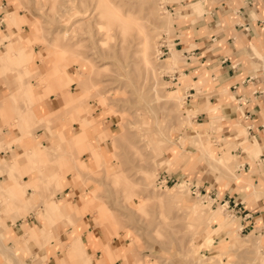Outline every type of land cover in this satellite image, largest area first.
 <instances>
[{
    "label": "rangeland",
    "instance_id": "1",
    "mask_svg": "<svg viewBox=\"0 0 264 264\" xmlns=\"http://www.w3.org/2000/svg\"><path fill=\"white\" fill-rule=\"evenodd\" d=\"M173 1H13L17 3V11L25 15L26 19L36 22L33 26L40 39L31 43L30 47L36 50L37 58L47 55L48 61L52 63L51 79L60 80L68 92H84L82 94L85 97L84 103L77 108L67 112L61 106L48 114L51 118L46 122L42 119L43 121L34 123L33 127H26L29 139L37 135V130L44 129L46 135L43 134V138L50 140L51 134L47 127L49 122L52 119L56 125L60 116H65L66 121L62 126H68V135L63 138L75 140L74 146L59 144L56 151L62 153V158L57 162L45 161L42 166L43 157L33 160L30 156L29 167L18 173L21 174L18 179L21 183L27 182L23 181V174L37 171L38 175L27 185L32 190L39 191L42 168L46 176L50 175L43 183L46 188L56 180L52 176L56 169L63 174H59L60 179L67 176V185H75L74 180L80 181L77 185L82 186V192L69 196L80 206V212L77 211L75 217L82 216V219L96 227L98 233H103L110 239L125 236L128 246L119 248L120 255L126 258L124 264H264V233L253 229L247 234L250 231L248 229L241 231L239 237H232L234 234L231 230L236 224L232 217L234 212L230 207L221 208L218 199L208 198L212 189L205 195L201 193L197 196L190 192L187 184L189 181L180 176L164 190L156 187V176L162 170L172 172L181 167L189 176L195 173L196 184H201L203 190H208L211 183V188H214L217 176L229 174L213 167L211 163L219 164V158L214 161L206 149L203 150V145L199 147L200 143L194 141L201 140L200 132L203 134L208 131L210 142L201 140L208 145V150L227 143L220 135L218 121L206 122L207 127L204 129H198L203 125L193 121L197 111H192L189 107L185 93L177 90L179 82H173L168 76H172L181 67V62L176 65L177 60L174 62V58L167 61L155 58L157 46L162 39L166 40L169 47L173 43L176 29L174 17L177 16V9H170L169 6ZM8 2L13 8V2ZM27 31V23L20 22L13 27L6 26V31L1 30L0 33L10 37L12 34L25 35ZM144 35L148 38L149 67L142 62ZM5 43L0 44L1 49L6 48ZM181 56L183 57L182 54ZM38 62L39 69L42 70L44 63L41 60ZM28 78L37 95L40 91H47L45 81L34 75ZM79 78L82 79L80 84L77 81ZM12 91L17 93L14 89ZM6 100L4 104L12 116L15 108L13 97ZM78 112L88 114L98 125L103 121L112 131L110 136L101 139L98 128L82 129L80 133ZM19 128L26 133L24 126ZM197 131L199 132L196 133ZM179 135L181 148L174 146L172 151L166 152L168 142L174 141ZM63 138L60 141L66 143ZM98 138L99 142L96 140ZM77 142L81 144L80 148L76 146ZM35 144L39 149H46L41 147L40 140ZM181 149L180 161L191 153L188 165L197 160L200 162L190 170H185L181 165H167L169 158L174 159L175 153ZM184 150L189 152L184 155ZM97 153L100 155L101 165L93 163L94 168L90 171L87 164L90 165V158ZM224 154L231 157L230 153L223 152L222 155ZM236 159L239 161L237 155ZM36 160L39 162L36 163ZM31 162L34 164L31 165ZM5 164L0 167L2 172H7ZM204 178L211 179L210 183H206L207 186L202 183ZM8 191L0 194V216L3 217L4 211H8L4 208L5 201L2 197L9 194ZM60 193L56 195H66L64 189ZM211 196L214 197V194ZM42 198L37 202L41 201L47 208L55 199L45 195ZM38 205L21 207L16 212L14 210L12 220L25 216L34 208L27 216L32 212L37 214V210L41 214L42 208ZM51 208L59 216L60 213L52 205ZM219 215V222L207 225L209 218H218ZM63 220L57 218L54 226L63 223ZM48 230L52 232L50 225ZM227 233L229 237L225 238ZM207 238L211 244L209 247L205 245ZM74 245H77V249L74 254L69 255L71 258L78 252L86 251V243L81 236ZM103 249L110 250L111 247L108 244Z\"/></svg>",
    "mask_w": 264,
    "mask_h": 264
},
{
    "label": "crops",
    "instance_id": "2",
    "mask_svg": "<svg viewBox=\"0 0 264 264\" xmlns=\"http://www.w3.org/2000/svg\"><path fill=\"white\" fill-rule=\"evenodd\" d=\"M13 4L14 7L11 8L12 4L8 0H0V31H6V26L13 27L20 22L27 23L28 31L25 35L12 34L10 37L0 33V44L8 39L6 48H0V167L6 163L4 169L14 175L11 177L7 172L0 170V190H11L2 197L5 201L4 208L8 212L4 211V217L0 216V264H124L126 258L120 255L119 248L128 246L125 236H114L110 239L103 233H98L96 227L82 219V216L75 217L76 212H80V206L69 196L82 192V186L77 185L80 181L74 180L77 186L67 185V176L60 179L59 174L62 173L56 169L52 175L56 180L46 188L43 183L50 175L46 176L42 168L39 191L32 190L27 185L38 175L37 171L23 174L22 179L27 182L21 183L18 179L21 174L18 175L15 170L21 171L29 167L30 156L33 160L43 157L42 166L45 161L57 162L62 158V153L56 151L59 144L66 146L68 143L74 146L75 140L63 138L68 135V126H62L66 121L65 116H60L56 125L52 119L49 122L47 127L51 134L50 140L43 138V134L46 135L44 129L37 130V135L29 139L26 136V127H33L34 123L43 120L46 122L51 118L48 114L61 106L62 110L67 112L77 108L84 103L85 97L82 94L84 92H68L60 80L51 79L52 63L48 61L47 55L37 58L36 50L30 47L31 43L40 39L33 26L36 22L26 19L25 15L16 10L17 3ZM169 6L170 9H177L171 49L176 51V65L181 62V67L174 73L179 82L177 90L188 94L187 104L192 111H197L193 121L203 125L198 129L207 127L205 123L208 121H218L221 127L220 135L227 143L223 146L215 145L214 150H208V145L202 142H210L208 131L203 134L200 132L202 141H194L200 143L199 147L203 145L214 161L219 158L221 162L211 163L213 167L229 174L217 176L214 188H211V183L208 190H203L201 184H196L195 173L189 176L181 167L169 173L175 178H190L204 192L203 195L212 189L208 198L218 199L220 206L224 205L233 210L232 217L237 226L232 227V237L237 238L241 231L248 229L250 231L247 234L253 229L264 233V0H174ZM39 60L44 63L42 70L39 69ZM32 75L47 83V91H40L37 95L29 83L28 76ZM77 76L79 77V73ZM77 81L82 83L81 78ZM10 97H13L15 103L12 116L4 104ZM78 115L80 133L82 129L98 128L101 139H106L112 133L103 121L98 125L88 114L78 112ZM22 126L26 128V133L19 128ZM61 138L66 143L61 142ZM100 138L96 139L97 142ZM180 138L181 135L168 142L165 151H172L174 146L180 149ZM39 140L41 147L46 149L35 146ZM80 145L76 143L79 148ZM2 147L4 149H1ZM184 151V155L189 152ZM223 152L230 153L231 157L222 155ZM181 153L182 149L175 153L174 159L167 156L170 159L167 165H181L185 170H190L200 162L197 160L189 166L192 154L180 161ZM95 155L90 158V165L87 164L90 171L94 168L93 163L99 166L102 162L99 153ZM230 174L236 176L232 178ZM210 182L211 179L202 180L205 185ZM63 189L66 195H56L61 194ZM42 195L55 198L49 208L41 204V201L37 202L38 199H43ZM35 205L41 206V214L37 210L38 215L32 212L27 216L34 208L25 216L12 220L11 214L19 211L21 207ZM51 205L60 213L59 216L53 212ZM244 213L247 214L243 216ZM57 218H63V223L54 226ZM49 225L52 232L48 230ZM80 236L86 243V251L78 252L71 258L69 255L75 253L77 245L74 243H77ZM227 237L228 233L225 238ZM108 244L111 249H103Z\"/></svg>",
    "mask_w": 264,
    "mask_h": 264
},
{
    "label": "built area",
    "instance_id": "3",
    "mask_svg": "<svg viewBox=\"0 0 264 264\" xmlns=\"http://www.w3.org/2000/svg\"><path fill=\"white\" fill-rule=\"evenodd\" d=\"M169 49L170 48L167 45L166 40L162 39V41L160 42V45H159L158 56L159 57L166 56L169 53V51H170ZM168 76L170 77L171 80H173V82H177V78H176L175 74H173L172 76L171 75H168ZM187 96H188V94H185V97H187ZM182 178H187L189 180L190 188H191L192 193H195V191L197 189H198L199 192L203 193L200 190V188L197 185H195L193 181H191L190 178H188V177H182ZM176 180L177 179L174 176H172L169 172H167L166 170H162V171L158 172V174L156 176L155 183H156L157 187L164 188L167 185H169V183H171L172 181L176 182ZM222 203H225V202H222ZM246 214L247 213H244L243 216H245Z\"/></svg>",
    "mask_w": 264,
    "mask_h": 264
},
{
    "label": "bare ground",
    "instance_id": "4",
    "mask_svg": "<svg viewBox=\"0 0 264 264\" xmlns=\"http://www.w3.org/2000/svg\"><path fill=\"white\" fill-rule=\"evenodd\" d=\"M141 32V31H140ZM145 34V33H144ZM143 46H144V50L142 51L143 52V54H142V62H143V64L145 65V66H148L149 64H150V62H149V59H148V54H147V49H148V38H147V36H145L144 35V40H143ZM159 46V45H158ZM157 46V49H156V52H155V58L156 59H158V60H161V61H167V60H172V58H174L175 56H177L176 55V51H174V50H171L172 48H173V45L172 46H170L169 48V53H168V55H166V56H164V57H162V58H160L159 56H158V52H159V47ZM170 52H171V54H170ZM170 55V56H169ZM149 67V66H148ZM173 74V73H172ZM173 84V83H172ZM173 97H175L176 99L178 98V96L176 97V96H173ZM199 131H197L196 133H198ZM203 150H205V149H203ZM38 159V158H37ZM43 159V158H42ZM37 161V160H36ZM39 162V160L36 162V163H38ZM34 163L32 162V164L31 165H33ZM39 165V164H38ZM31 168V167H30ZM34 168H37V166L36 167H34ZM16 171V173L18 174L20 171L17 169V170H15ZM156 184V183H155ZM188 184V186H189V190H190V192L192 193V191H191V188H190V183L188 182L187 183ZM169 186V185H168ZM168 186H166V187H164L162 190H164V189H166V188H168ZM157 187V186H156ZM158 189H160L159 187H157ZM7 190H10V189H8V188H6V189H1L0 190V194L1 193H3V192H5V191H7ZM198 191V189L195 191V195H197V196H199L200 194H201V192H197ZM177 197H178V195H176ZM180 196V195H179ZM223 206L224 205H222L221 206V208H223ZM224 207H226V206H224ZM220 217H221V215H219L218 216V218H214V217H211V218H209L208 219V221H207V225L209 224V223H213L214 221H216V222H219L218 221V219H220ZM210 240H209V238H207L206 239V241H205V245H207L208 247L211 245L210 243ZM204 256V255H203Z\"/></svg>",
    "mask_w": 264,
    "mask_h": 264
}]
</instances>
